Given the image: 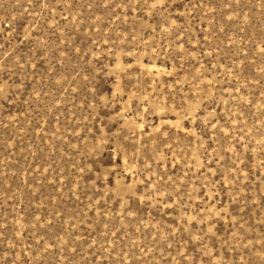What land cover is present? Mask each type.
Here are the masks:
<instances>
[{
	"label": "rangeland",
	"instance_id": "rangeland-1",
	"mask_svg": "<svg viewBox=\"0 0 264 264\" xmlns=\"http://www.w3.org/2000/svg\"><path fill=\"white\" fill-rule=\"evenodd\" d=\"M0 264H264V0H0Z\"/></svg>",
	"mask_w": 264,
	"mask_h": 264
}]
</instances>
